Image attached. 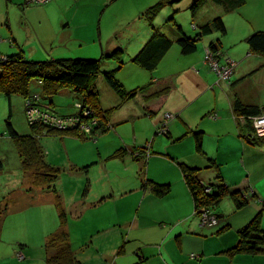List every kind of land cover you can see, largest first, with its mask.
Returning a JSON list of instances; mask_svg holds the SVG:
<instances>
[{"label": "rangeland", "instance_id": "rangeland-1", "mask_svg": "<svg viewBox=\"0 0 264 264\" xmlns=\"http://www.w3.org/2000/svg\"><path fill=\"white\" fill-rule=\"evenodd\" d=\"M158 1L159 0H51L46 4L39 5L33 3L25 4V0H14L10 3L4 2V7H2L5 21L8 18L12 31L22 42L27 40V35H25V31L22 30V23L25 20V16L32 19L30 27L37 30V32L41 31L40 27H44L45 32H51V29H56L57 31L58 27L62 24H68V27L63 28L61 31L66 33L67 31L71 32L74 36L72 41L65 44L62 43L58 48L53 49L55 54H59L57 55L58 57L53 58L50 56L49 58L39 61L51 60V58L99 59L101 51L105 49L111 50L112 47L115 46L120 47L121 49L119 50L122 51L121 65L112 59L103 60L101 72L115 70L113 73L115 79L122 83L126 90H133L148 84L150 76L154 77V74L163 78L167 76L169 72L172 73L186 68L187 60H184L186 58H183L181 61L177 59V51L179 53L180 48L176 43L173 44V49L169 51L155 72L142 70L130 61L154 33L153 30L146 25V19L142 14ZM194 1L195 0H182L179 3H175L173 6L165 7L153 20V25L156 27L157 32L165 35L169 40L176 41L179 36H181V33L177 31V27H179L183 34L190 38H194L199 30L198 28L202 24L210 22L216 17L224 16L223 20L224 22L226 21L225 25L228 31L221 41V53L223 58H228L227 56H231L233 53L238 55L243 54V49L246 47V44L242 40L249 36L250 33L248 32L250 27L257 31H264V0H244V4L237 8L234 13L226 11V7L219 5L217 0H205L201 2L195 12H193L192 8ZM237 1L238 0H235V2ZM26 8L32 10L27 11V13L24 11ZM194 26L197 27L196 30ZM0 28H2V26H0ZM7 31L10 32L9 27ZM0 33L4 32L0 31ZM147 33L152 34L148 35L145 42L141 43V40L143 37L145 38V34L147 35ZM206 37H203L201 40L206 42ZM93 38L98 41V46H96V48H94L93 45H89V42H91ZM202 41L197 43V52H200L203 47ZM112 50L111 53L115 51L114 49ZM225 54L227 55L226 57L224 56ZM229 60L235 64L238 62V59ZM119 66H121L120 69H118ZM151 73L154 74L150 75ZM234 76L235 75H232L231 79ZM102 80V76L99 75L94 83L98 88L97 90H99V97L102 99L103 104L106 108H114L120 104L118 109H113L110 115L111 122L103 121L106 127L107 125L110 126L105 133H98L96 136L86 137V140L67 136H51L42 139V146L46 151L48 161L51 165L60 169L58 179L54 184L59 198L64 197L67 202L70 201L71 203L72 200L73 202H78V199L85 195V197H89L87 198L88 202L95 206L97 203L103 202L101 207L87 208L83 216L78 219L73 218L72 213L66 215V223L69 224L71 228V237H69L71 240L70 242L73 248H77L78 245L82 247L81 244L83 243L81 238L82 240H88V243H84L83 245L84 248L87 244L93 247V249L90 250V254L97 253L95 246L98 247L101 245L104 247L106 243H108L110 247L115 246L117 248L116 254H118L119 250L125 249V256H123L124 253L118 254L125 264H161L159 258L150 255L152 253H150V248L146 247V245H151L157 241L153 235V232H159L157 228L166 227V231L170 230L169 228L172 227L173 220L176 219L177 216L175 207L180 202V196H170L169 200L164 202V207L160 204L155 205L148 197L145 198L143 202V189L140 188V178L144 172L142 163L146 161L147 157H151L148 159V163L146 161L145 171L154 175L168 170L170 163H173L172 165L175 169L180 172V168L177 164H188V162H192V147L193 154L195 156L198 155L195 147L194 132H202V136L204 135L203 144L205 141V146L209 145L210 147H216L219 145L221 149L225 150L229 140L228 138L217 140L216 137L212 139L211 136L215 135L218 129L208 125V122L215 124L218 121L216 114L207 112L205 115L200 116L198 120L195 119L194 110L201 107L204 108V106H206L204 103L214 99V95L211 96L206 94L202 96L195 104L188 105V108H185L186 110L182 115L177 116V113L173 110L170 111V108H181L187 103H185L183 98H181V101L176 100V97H179V95L172 93L169 95V102L162 111L151 114H146L143 111L142 113L134 115V112L140 110L139 104H141L144 99L140 98L138 102L131 101L126 104V106L125 104L122 105L119 98H116L118 102L115 98L113 99V95L114 97L117 96L113 94L114 92H112ZM173 80L175 81L176 79L173 78ZM233 80L236 81V79ZM35 85L34 82L31 83L30 92H39V87ZM216 86L217 87L214 86L212 90L221 97V94H223L222 87L217 84ZM26 99L28 100L29 98ZM31 99L32 105H38L36 100L34 101L33 98ZM223 100L224 99L219 98L217 101L221 103ZM41 103L44 104L45 107L53 105L55 112L60 116H69L79 112L76 107L78 100L75 95L68 90L52 98L51 103L48 100H42ZM79 105L81 112L80 120L83 123L92 120L96 123L97 120H100L101 117L96 115L93 109L90 110L91 108H87L83 103H79ZM220 106L224 107L223 105ZM53 108H51V110ZM84 111H89L87 117H83ZM26 113L27 107L23 97L13 96L7 99L0 95V160L4 171L3 176L0 174V188L5 186L3 183H5V181L7 183L9 177L16 175L20 182L19 186L27 188L28 190L26 189L25 192L29 193L30 190L34 191V189L37 188L29 185V180H27L29 178L22 177L23 170L21 169V162L15 151L13 142L8 136L6 128V122H8L17 134L29 135L31 132ZM167 114L171 115V118H167ZM32 115H36V113L33 112ZM151 119L152 121H156H154L155 125L153 122L151 125L149 124V122L151 123ZM181 123H184V125L182 126ZM235 123L236 119L234 120V117L228 122L230 128H234L236 125ZM174 125H177V127ZM200 125L201 127H205V129L202 130ZM163 126L172 134L170 138L162 130ZM195 127L200 128L195 130ZM257 129L258 127L254 128V130ZM188 130L191 132L179 138L183 132H188ZM226 132L230 131L227 129ZM263 135L264 133L257 136ZM120 148L126 150L127 157L123 160L111 159L110 156ZM141 148L149 149L150 154H146L147 151H143L145 152L143 155L147 157L144 160H134L133 154L130 152L135 150L134 154L136 155L140 153ZM230 148L231 146L229 149ZM200 155L198 156L202 157ZM231 159L234 160L233 158ZM231 165V162L226 161L225 165H220L219 167L222 169ZM242 171H244V169ZM242 171L239 172L242 173ZM202 172H204V170H201V173ZM231 180L236 182L239 180V177L236 174ZM109 183L115 186H111ZM107 186L114 188H112V191H109L110 189L108 190ZM173 186L174 184L172 187ZM115 187L119 189L125 188V196H121V199L124 198L125 200L114 199L118 194L116 193L118 190ZM43 193H49L56 200V196L52 191H44ZM61 202L60 198V203ZM124 202L125 207L123 208L121 206ZM218 209L220 214L224 215L225 220H234V217L237 215L236 213H238L234 209L233 203L228 198L222 200L218 205ZM115 211L118 212L116 214L117 219L115 218L112 220L110 215ZM232 212H235V214H231ZM136 216L142 223L145 221L148 222L153 218V223L151 222L153 224L152 228L147 231L133 230L134 232L128 233ZM161 217H163V219H161ZM189 219H191V221H197V218L192 216V212L189 215ZM220 223L224 224L223 221H220ZM128 224L129 226L125 228ZM105 225L109 226L112 230L105 233ZM174 233L175 231L171 233L172 240L169 241L166 248L168 253H166L168 256V264H177V262L181 264L185 261L190 262L191 252H187V248L184 247V245H187L186 241H184V245L182 244L184 236ZM107 237L108 240L106 239ZM138 247L140 248L141 255L136 252V248ZM27 250L31 252L32 250L35 251V248L27 247ZM86 251H88V248ZM142 254L148 255V259L140 261L139 257L141 256L143 258ZM184 254L186 255L182 262L181 259ZM98 261V258H93L88 264H102ZM192 261L196 264L199 263V260L195 257ZM204 264L208 263L206 262Z\"/></svg>", "mask_w": 264, "mask_h": 264}, {"label": "crops", "instance_id": "crops-1", "mask_svg": "<svg viewBox=\"0 0 264 264\" xmlns=\"http://www.w3.org/2000/svg\"><path fill=\"white\" fill-rule=\"evenodd\" d=\"M12 1L14 0H0V26H2V28H0V31L4 32L0 33V55H13L17 53L19 50L18 48H20L25 58L32 61L44 60L46 58H49L50 56H52L53 58L58 57L57 55L59 54H55L53 49L58 48L59 45H61L62 43H69L74 37L69 31H67V33L61 31L63 28L68 27V24H62L60 27H58L57 31L56 29H51V32H45V28L40 27L41 31L37 32V30H34L32 27H30L32 19L25 16V20L22 23V30L25 31V35H27V40H25V42H22V40H20V38L16 36L12 31L8 18L6 19V21L4 19V2L10 3ZM27 3L29 2H26L25 0V4ZM29 10L32 9L26 8L24 11L27 12ZM234 12L235 11L230 13ZM223 17L224 16H221L222 20ZM225 24L226 21L224 22V25ZM8 27L10 28V32L7 31ZM227 31L228 29L226 27V34ZM259 31L260 30L257 31L256 29L250 27L248 33H250V36L251 34ZM150 34L152 33H147V35L145 34V38L143 37L141 43L145 42L146 37ZM222 38L223 37H220L217 33H213L207 36L206 42L200 40L203 42V47L201 51H196L192 55H183L181 51H179V53L177 51V59H179V61L183 60V58H186L184 59L187 60L186 68L182 70H177L172 73L169 72L167 76L163 78H160L154 73H151L150 75L154 74V77L150 76L148 84L143 86L146 87V89L143 92L137 94L138 98L136 96L132 100L123 102L115 93H113L115 94V96H117L114 97L113 95V99L115 98V100H117L118 102V99L116 98H119L122 105L125 104V106L131 101L138 102L140 98L144 99L142 100L141 104H139L140 110L134 112V115L142 113L143 111L146 114L162 111L165 105L169 102V95L172 93L178 94L179 97H176V100L181 101V98H183L185 100V103L187 104L181 108H170V111H175V113H177V116L182 115L188 108V105H192L193 103L195 104L202 96H205L206 94H209L211 96L214 95V99L204 103V105H206L204 106V108L201 107L199 109L194 110L196 117L195 119L198 120L200 116L205 115L207 112H210L211 114H216L218 121H215V124L208 122V125L214 126L218 129L217 133H215V135H212L211 137L212 139L216 137L217 140L228 138V146L226 145L227 148L225 150L221 149L219 145H217L216 147H210L209 145L205 146V141L203 144V135L201 143V154L203 155H200V153L196 151L197 154L202 157H199L198 155L195 156L193 154L192 147V162H188V164H185L189 167H196L200 168L201 170H204V172H200L199 177L204 183H209V181H212L213 172L211 170L205 169L208 166V161L213 160L214 162L218 163L219 166L225 165V162L229 161L232 163L231 166L224 167L222 169L221 167H219L220 174L224 182L228 186H231L230 188L232 189H248V192H251L255 196L254 201L250 202V204L245 209L236 213L237 215L236 217H234V220L224 219L223 222L224 224L227 223L229 225V230L216 235L215 231L219 227H221L223 223L218 222L216 228H204L198 218L197 221H191V219H189V215L191 212L192 216L194 217L192 199L186 185L184 184L181 172L175 169V167L172 165L173 163L169 164L168 170H164V172L158 175H154L150 174V172L145 171L146 161L148 163V159L151 158L145 156V158L147 157V159L144 163H142L144 172L143 177L141 176L140 178V188L143 189L141 187V180L145 178L156 184L169 185L170 192L164 198L159 199L152 196L148 190L143 189L142 201L144 202L145 198L148 197L155 205L160 204L164 207V202H166V200H169L170 196H180V202L175 207V211H177V216L176 219L173 220L172 227L169 228L170 230L166 231V227L157 228L159 229V232L157 233L151 230L157 241L151 245H146V247L150 248L149 251L150 253H152L150 255H153L152 257L159 258L161 264H168L166 248L169 244V241L172 240L171 233L173 231H175L174 234L176 235L184 236L182 244L184 245V241H186L187 245H184V247L187 248V252H191V261L183 262L184 257L186 255L184 254L183 258L181 259L183 263L181 264H196L194 263V261H192L194 257L199 260L198 264H204L206 262L208 264L210 262V264H264V255H237L233 258H229L225 254H223L224 251L233 247L236 244L237 231L240 228L246 226L251 221V219L264 207V141H258L259 143L257 145H251L246 142V139L241 137V134L248 135L247 128L239 127L237 125V122L235 123L236 125L234 126V128H230V125L228 124L232 117H234V120L236 119L233 114V103L235 100H238L246 106H254L258 107L259 109H264V56L252 53L249 50V47L246 43V39L248 38V36L243 38L242 40L246 44V47H244L243 49V54L238 55L233 53L231 54V56H227L225 54L224 56H227L228 58H223V55L220 52L222 59H238V62H236L232 74L235 75V78H230L229 85H225L224 83L218 82L215 74L210 70V68L206 64H204V56L209 44L215 42L217 39H220L221 43ZM89 45H93L94 48H96V46H98V41L94 40L93 38V40L89 42ZM115 47L116 49H121L118 46ZM115 47H112V49L116 50ZM112 49H105L101 51L100 57H102L103 55L110 54L111 51H113ZM172 49L173 45L169 49V51ZM169 51L161 59L158 66L164 60ZM155 70L153 72H155ZM209 72H212L213 74ZM173 78H175L176 80L174 81ZM233 79H236V81H234ZM103 83L105 84L104 81ZM35 84L38 86L37 82ZM216 84L222 87L223 94L220 93L221 97L220 95H217L215 91L212 90L214 86L217 87ZM38 87L40 90V86ZM96 89H98L97 86ZM162 90H167L168 92L159 97L152 98L153 94ZM97 92L99 94V90H97ZM219 98L224 99L223 102H218L217 100ZM220 105H223L224 107ZM99 106L102 111H108L111 109H118L120 104L114 108H106V106L103 104L102 99L99 97ZM53 112H55L54 108ZM238 120L243 125L244 119L239 118ZM109 121L111 122V118L109 119ZM150 121V125L152 124V122L155 125V120L152 121L151 119ZM181 125L183 126L184 123H181ZM174 126L177 127V125ZM199 128L195 127L194 129L198 130ZM201 128L202 130L205 129V127L203 126ZM227 129L230 132H226ZM190 132V130H188V132H183L181 136H179V138ZM171 135L172 134L169 133V138L171 137ZM230 146L231 148L229 149ZM130 153L133 154L134 160L145 159L135 158V154L132 151ZM231 158H233L234 160H232ZM243 169L244 171H242ZM239 171H242L244 175ZM3 173L4 171L1 168L0 174L2 176ZM236 174L239 177V180L235 182L231 179ZM8 179L9 181L7 183L6 181L5 183H3L5 184V186L0 188V200L2 198L4 199L3 201L6 208L4 216L0 218V264H47V252L45 250V243L52 234L59 230L60 226L58 218V209L55 205V199L52 195H50L49 193H43V191H41L40 189H34V191L30 190L29 193L25 192L27 188L19 186L20 182L16 175H14L13 177H9ZM110 183L113 184L112 182ZM173 184L174 186L172 187ZM107 187L108 190L110 189L109 191H112V188H114L110 186ZM116 189L118 190L116 192L118 193V197L115 196L114 199L125 200L124 198L121 199V196H125V188ZM60 198L62 201V208H64L66 214L72 213V217L77 219L83 216L87 208H95L97 206L101 207V205H103V202L97 203L96 206L90 204V202H88L87 200V198L89 197H85V195L81 196V198L78 199V202H73L72 200L71 203L70 201L67 202L66 198L64 197ZM121 207H125V202L122 203ZM117 213V211L112 212L110 218L112 220L115 218L117 219ZM215 213L224 217L223 214H220L218 207L216 208ZM233 213L235 214V212H232L231 214ZM161 219H163V217H161ZM152 220L153 218H151L148 222L145 221L142 223L136 216L133 225L129 228L128 233L134 232L136 230H150L153 226ZM128 226L129 224L126 225L125 228ZM261 226L264 229V210L262 215ZM64 229L68 233L69 237H71V228L69 224L66 223ZM109 230L112 229L109 226L105 225V233ZM106 239L108 240V237ZM81 241L83 244L88 243V240H82V238ZM83 244H81L82 247L78 245L77 248H73V245L71 243L72 251L78 264H88L89 261L93 258H98V262H101L102 264H125L120 259L121 257H119L118 255L124 253L123 256H125V249H122V253L118 252V254H116L117 248L115 246L110 247L108 243H106L104 247H102L101 245H99L98 247L95 246L97 253L90 254V250L93 249V247L87 244L84 248ZM27 247H34L35 251L32 250L30 252L29 250H27ZM87 248L89 252L86 251ZM136 252H138L139 254L141 253L139 247L136 248ZM142 256L143 258L141 256L139 257L140 261L148 259L149 257L148 255L143 254ZM177 264L180 263L177 262Z\"/></svg>", "mask_w": 264, "mask_h": 264}, {"label": "trees", "instance_id": "trees-1", "mask_svg": "<svg viewBox=\"0 0 264 264\" xmlns=\"http://www.w3.org/2000/svg\"><path fill=\"white\" fill-rule=\"evenodd\" d=\"M182 0H159L154 5L150 6L142 16L146 19V24L153 30V35L144 44L140 51L131 58V62L147 72H153L164 55L169 51L174 43L178 45L183 55H192L197 51V43L206 36L213 33L219 34L220 37L226 35V27L221 17H216L212 21L202 24L194 38H190L182 33L177 27V31L181 36L176 41L169 40L165 35L157 32L153 25V20L165 8L173 6ZM205 0H195L192 11L198 8V5ZM219 5L225 6L226 11L233 12L244 4V0H217ZM196 30V26L194 27ZM249 50L264 56V31H259L251 34L246 39ZM18 52L9 55H0V95L10 99L13 96H21L25 99L33 96L40 97L41 101L52 102V98L59 95L63 91L72 92L79 103L94 110L96 115L101 118L92 126V131L85 133L79 126H74L67 129H53L43 122L29 124L30 134L19 135L12 128L11 124L6 122L8 136L11 138L16 153L21 162L22 177L29 178V185L44 191H52L55 196V205L58 209V218L60 222L59 230L52 234L45 243L47 252V264H78L70 243L69 235L65 231L67 214L64 208L61 207L60 198L55 190L54 184L58 179L60 169L51 165L47 159L46 151L42 146V139L51 136H67L86 140V137L96 136L98 133H105L110 126L104 125L103 121L109 122L110 115L113 109L102 111L99 106V94L94 83L95 79L101 75L105 84L123 101L134 99L137 94L143 92L146 87L126 90L122 83L114 77V71H102L103 60H115L121 65V50L103 55L99 59H51L45 61H32L25 58L22 50L18 48ZM210 52L216 54L221 52L220 39L210 43L208 46ZM121 66L118 67L120 69ZM34 82L40 86L39 92H30L31 83ZM148 87V86H147ZM167 90H162L152 95V98L166 94ZM53 105H49L53 116L57 118L67 119L73 116L81 117L80 109L77 113L69 116H60L57 112H53ZM55 110V109H54ZM233 114L236 118L237 125L241 128H247L248 135L241 134V137L246 139L247 143L257 145L264 141L263 136H257L252 120L264 114V109H259L254 106H246L235 100L233 103ZM239 118L244 119L243 125L239 122ZM197 132V131H196ZM195 139V147L198 153H202V132L193 133ZM169 136V132L167 133ZM143 151L149 153V149L141 148L140 153L135 155V158L144 159ZM134 153L135 150H132ZM126 150L120 148L111 156V159L123 160L126 157ZM180 172L192 199L194 217L200 220L204 213L210 214L216 218V224L213 226H204L207 228H216L218 222L223 221V216L215 213L216 208L223 199L228 198L233 203L234 209L238 212L245 209L250 202L255 200V196L248 189H232L222 179L219 165L213 160L208 161L206 170L213 172L212 181L204 183L199 174L200 168L189 167L183 163L178 164ZM3 165L0 160V169ZM87 168V167H85ZM83 168V169H85ZM86 170V169H85ZM143 172V170H142ZM143 177V174H142ZM142 188L156 198H164L170 192L169 185L156 184L148 179L141 180ZM4 199L0 200V218L4 216L6 208ZM263 210H260L251 221L237 231L236 244L223 252L229 258L237 255L258 256L264 255V229L261 226ZM222 218V219H221ZM201 223V222H200ZM229 230V225L223 224L219 227L215 234H221ZM122 253V250H119Z\"/></svg>", "mask_w": 264, "mask_h": 264}, {"label": "built area", "instance_id": "built-area-1", "mask_svg": "<svg viewBox=\"0 0 264 264\" xmlns=\"http://www.w3.org/2000/svg\"><path fill=\"white\" fill-rule=\"evenodd\" d=\"M29 3L33 4H45L49 2L50 0H27ZM204 64H206L211 71H213L216 76L218 82L224 83L225 85H229L230 78L233 74V70L235 67V63L232 62L229 59H222L220 53H212L209 51V49L206 50L205 56H204ZM31 98L36 100L38 102V105H32ZM26 100L25 105L27 107V121L29 124H35L38 122H43L46 125L53 127L55 129H69L74 126H79V128L84 131L85 133H89L92 131V126L95 124V122L89 121V122H82L80 120V117L73 116L67 119L63 118H57L56 116H53L52 112L48 107H45L43 104H40V97L39 96H33ZM77 108H80V105H77ZM32 110V112H31ZM35 112L36 115H32V113ZM89 111H84L83 117L88 116ZM167 118H171V115L167 114ZM244 121V120H243ZM254 124V125H253ZM253 128L258 127L256 131L257 135H262L264 133V114H262L259 117H256L252 120ZM165 134H167L169 131L163 126L162 129ZM200 222L202 225L205 226H213L216 224V218L214 216H210L208 213H204L200 217Z\"/></svg>", "mask_w": 264, "mask_h": 264}]
</instances>
